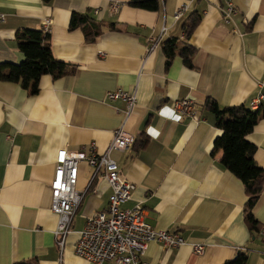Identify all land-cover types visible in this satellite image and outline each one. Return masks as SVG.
I'll list each match as a JSON object with an SVG mask.
<instances>
[{"label":"crops","instance_id":"crops-1","mask_svg":"<svg viewBox=\"0 0 264 264\" xmlns=\"http://www.w3.org/2000/svg\"><path fill=\"white\" fill-rule=\"evenodd\" d=\"M128 1L0 0L5 15L0 63L22 60L16 31L41 29L49 21L54 58L75 66L72 75L57 80L41 77L34 96L0 81V264H92L76 255L75 245L86 221L107 209L110 186L79 163L75 189L83 198L60 247L50 183L60 150L74 153L91 145L105 154L119 129L135 138L130 149L110 152L134 186L121 208L140 205L146 223L185 242L174 249L150 243L143 262L225 264L244 252L245 264H264V243L244 222V186L221 165V150L211 154L221 131L205 106L211 100L219 107H249L264 95V0H230L236 12L229 23L222 18L225 0H159L156 12L130 7ZM183 6L186 12L174 19ZM191 13L201 19L186 38L182 25ZM73 14L102 26L93 43L81 29H68ZM163 25L161 43L177 39L179 49L184 43L194 48L192 68L183 64L179 49L168 67L161 44L147 51L149 38ZM117 90L135 95L128 113L124 101L106 99ZM184 99L192 101V112L179 122L160 115ZM263 107L264 101L259 110ZM149 125L159 133L156 138L147 134ZM246 140L264 169L263 119ZM252 213L264 228V189ZM193 244H202L204 253L195 255Z\"/></svg>","mask_w":264,"mask_h":264},{"label":"built area","instance_id":"built-area-1","mask_svg":"<svg viewBox=\"0 0 264 264\" xmlns=\"http://www.w3.org/2000/svg\"><path fill=\"white\" fill-rule=\"evenodd\" d=\"M115 11L118 5L111 6ZM187 10L186 6L180 7L174 13L173 18L179 19ZM235 8L230 0L224 1L222 18L229 23L235 15ZM5 20V15L0 11V23ZM45 32H49V21L42 26ZM166 32L163 25L159 34L149 38L147 51L153 52L160 44L161 38ZM108 101L120 99L127 105L128 113L135 104V95L117 90L106 95ZM264 101V95L259 94L249 103L251 110H258ZM192 101L184 99L172 105L173 110L180 116L192 112ZM196 120V117L193 116ZM135 142L132 134L121 129L113 134L109 150L105 154H98L95 147L89 146L77 152L70 153L60 150L55 161V171L50 183L52 192L51 211L57 216L58 222L54 232L56 244L63 246L66 236L70 233L73 217L79 208L83 193L75 189L77 182L78 165L86 163L94 169V174H99L111 188L108 199V207L104 212L95 213L90 217L80 231V237L75 245L77 256L92 264L113 262L114 264H147L143 262L150 243H160L166 249L178 248L185 244L184 239L178 234H171L153 228L143 219V210L140 205L133 209H122L121 205L130 198L134 189L132 183L125 179L117 163L112 159L110 152H122L130 149ZM259 236L264 243V228L260 229ZM205 247L202 244H193L192 252L202 255Z\"/></svg>","mask_w":264,"mask_h":264},{"label":"trees","instance_id":"trees-1","mask_svg":"<svg viewBox=\"0 0 264 264\" xmlns=\"http://www.w3.org/2000/svg\"><path fill=\"white\" fill-rule=\"evenodd\" d=\"M41 1L47 4L51 0ZM127 5L151 12H156L160 8L159 0H129ZM200 19L201 17L197 13L188 15L182 25L186 38H189ZM77 28L82 30L87 43H93L101 34L102 26L86 15L73 14L68 29L72 31ZM108 28L113 30L114 24L109 25ZM178 42L177 39H168L161 43L167 57V67L179 49ZM15 44L23 58L18 63L1 62L0 81L20 85L30 96L37 94L41 77L50 75L53 80H57L75 72L74 65L54 58L51 51L50 34L46 33L43 28L16 31ZM194 52V48L186 43L179 49L178 55L188 68H192L191 58ZM205 106L214 115L215 126L221 131L213 142L211 154L221 150V165L242 182L247 196L243 207L244 222L255 236L260 232V226L253 216L252 209L264 189V169L255 162V146L249 143L246 137L253 131L259 120H264V107L260 110H251L244 105L219 107L216 102L211 100H207ZM246 260V254L239 252L233 260L225 264H245ZM15 264L37 263L34 261Z\"/></svg>","mask_w":264,"mask_h":264},{"label":"clouds","instance_id":"clouds-1","mask_svg":"<svg viewBox=\"0 0 264 264\" xmlns=\"http://www.w3.org/2000/svg\"><path fill=\"white\" fill-rule=\"evenodd\" d=\"M160 115L175 122H179L182 119L181 116L176 115L174 111L168 107L162 109ZM147 134L152 138H156L159 135V133L151 125H149V127L147 128Z\"/></svg>","mask_w":264,"mask_h":264},{"label":"bare ground","instance_id":"bare-ground-1","mask_svg":"<svg viewBox=\"0 0 264 264\" xmlns=\"http://www.w3.org/2000/svg\"><path fill=\"white\" fill-rule=\"evenodd\" d=\"M46 33H49V32H46ZM56 240V239H55Z\"/></svg>","mask_w":264,"mask_h":264}]
</instances>
